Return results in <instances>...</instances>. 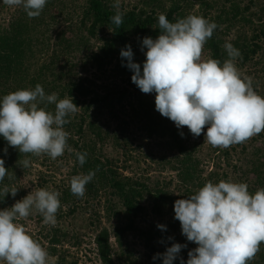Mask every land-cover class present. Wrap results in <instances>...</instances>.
<instances>
[{"label":"clouds","instance_id":"1","mask_svg":"<svg viewBox=\"0 0 264 264\" xmlns=\"http://www.w3.org/2000/svg\"><path fill=\"white\" fill-rule=\"evenodd\" d=\"M10 8H22L28 18L41 15L47 0H3ZM117 9L111 18L119 28L124 13L119 11L120 0L112 5ZM160 34L157 38H142L141 50L145 61L134 62L130 45L120 50L131 72V81L144 94L155 93V110L171 120L177 129L187 127L192 136L202 134L213 148L228 149L247 143L264 132V97L253 87V78L241 73L237 61L240 51L226 42L228 59H204L207 41L219 27L202 15L189 14L170 22L165 14L158 16ZM43 105V107H41ZM54 105V111L48 106ZM81 107L68 96L46 94L37 84L34 89L16 90L0 100V136L7 144L25 155L19 161L28 168V156L47 155L52 160L73 151L69 147L70 133L64 125L70 123ZM206 129V131H205ZM183 137V132H180ZM7 155V148L4 149ZM82 166L87 153L75 152ZM16 177L0 158V182ZM95 171L74 175L70 191L83 198L86 185ZM18 188L0 189L3 196L17 195ZM60 192L39 188L30 191L10 208L0 210V261L4 264H55L47 249L27 233L20 220L39 214L43 223L54 227L61 208ZM174 218L179 221L181 234L196 244L188 251L186 264H250L264 244V188L254 193L244 182L208 181L195 194L177 199L173 205ZM165 230L164 225H157ZM171 239V237H169ZM185 244L172 243L163 253H157L162 264H173ZM181 264L185 261L181 259Z\"/></svg>","mask_w":264,"mask_h":264},{"label":"rangeland","instance_id":"2","mask_svg":"<svg viewBox=\"0 0 264 264\" xmlns=\"http://www.w3.org/2000/svg\"><path fill=\"white\" fill-rule=\"evenodd\" d=\"M107 1L111 5L115 2V0ZM85 2L86 0H47L41 15L30 19L22 8H10L3 3V0H0V27L8 30L16 21L25 24V29L30 31L34 51L33 55L24 61V65L28 67L27 72L19 73L14 83L12 80L6 82L2 78L0 91L7 90L10 93L12 89L21 90L27 86L32 89L28 79L37 77L41 70L43 71L42 81L56 80L60 87L69 80L87 77L99 85L100 88L96 90L100 95L105 94L104 87L110 90L127 87L115 77L112 69L98 71L88 60L90 54L98 50L102 44L100 35L106 33L99 32L100 35L94 37L87 34L86 30L78 29ZM173 3H179L183 17L189 14L202 15L211 22L219 15L220 9L229 11L230 5L236 4L243 12L242 15L251 18L252 23L248 24L241 20L242 15L237 18L231 15L228 19H224L222 24L217 23L219 27L215 31L224 43L245 37L247 45L251 48L254 47L251 45L256 44L262 47L247 61L238 60L237 67L242 74L253 78L254 90L264 97V34L254 38L252 30L253 27L257 28L262 23V18L264 19V0H157L155 5L161 6V8H155L157 15L165 14ZM135 6L138 9L143 7L148 13L154 9L152 5L145 6L143 0H120L118 10L125 12ZM57 35H60L64 41L70 40L71 47L63 50L62 44L56 38ZM138 39L139 35H136L131 40ZM133 44L136 45V43ZM146 50H140L137 57L141 58V66L145 61ZM209 57L210 51L205 45L203 58ZM60 74H62L61 78L58 79L56 76ZM144 95L149 100L155 101V93ZM126 101L123 100L122 105L115 101L113 111L106 106L97 112L94 110V114L93 110L89 111L91 114L88 113L90 117H86V122L94 118L100 127L96 151L100 152L103 162L110 161L106 164L108 170L136 179L152 191L156 189L166 191L178 199L186 187H183L178 175L180 155L177 149L174 148L170 138L149 136L144 128L146 121L134 113L129 104L124 103ZM155 112L160 115L158 111L155 110ZM181 130L185 133L188 129L183 127ZM73 139L80 141L76 135ZM184 141L188 142L192 164L196 169L193 191H198L208 181L219 183L221 180L244 182L248 184L249 189L260 188L256 182V174L262 172L256 170L255 166L261 164V157L264 158V132L245 144L234 145L228 149L213 148L207 143L206 138L204 139L203 134L195 138L185 137ZM82 143L80 142L81 146ZM71 149L74 153L77 151L74 148ZM64 156L65 153L56 160H52L47 155H42L37 157V160H32L28 168L17 167L18 174L13 180L12 187H19L24 194L18 195L17 192L15 197L11 196L5 208H10L30 191L39 188L60 192V188L68 179V170L72 167L74 160V156L66 158ZM210 173L213 175L211 178ZM96 189L98 192L93 195L85 192L84 197L78 201L74 214L68 215V207L64 205L66 212L62 214V217H56L57 223L54 227L45 225L43 217L39 214L30 215L26 220L18 222L23 224L27 233L45 248L55 229L60 228L67 233V236L58 244L59 246H56L58 253L50 255L54 262L62 258L61 264H129V259H134L135 264H162V259L157 257L153 260V256L163 253L172 243L187 245L181 249L179 258L173 261V264H181L183 259L186 264L188 251L197 245L193 247L192 242L180 238L179 233L170 229L169 224L173 223L174 216L169 204L163 205V213L158 215L152 211L151 197L145 193L141 201L144 211L136 219V229L123 233V246H121L113 235L114 228L127 221L121 200L116 194L111 193L107 186L96 187ZM0 210H3L1 204ZM157 225H164L165 229H170L171 239L162 243L159 238H156L147 244L141 232L152 227L158 228ZM104 229L109 233L111 263L102 261L98 252L96 236ZM71 236L73 237L70 238ZM0 264L4 262L0 261Z\"/></svg>","mask_w":264,"mask_h":264},{"label":"trees","instance_id":"3","mask_svg":"<svg viewBox=\"0 0 264 264\" xmlns=\"http://www.w3.org/2000/svg\"><path fill=\"white\" fill-rule=\"evenodd\" d=\"M156 1L157 0H143L145 6L147 4L153 6L154 9H152L151 13H148L143 7L138 9L137 6L125 12L121 11L124 13V16L123 24L119 28L112 23L111 19L116 14L117 10L113 8L107 0H86L85 5L82 8L78 29L81 28L86 30L87 34L94 37L98 34L100 35L99 32L106 33L105 35L104 33L100 35L102 44L98 47V50L93 51L90 54L88 60L98 71L103 72L108 68L112 69L115 77L119 78V80L127 85V87L116 90L102 87L105 89V94L100 95L96 90L97 88H100L99 85L96 84L94 80L88 79L87 77H79L77 79L69 80L63 87H60L59 83L55 82L56 80L52 82H46V80L42 81V70L37 77H30L28 79L29 85L32 86V89H34L37 84H40L46 94H52L55 92L58 94V99L70 96L73 98V103L81 107L80 111L74 117L70 118V123L64 125V129L70 133L68 139L69 147L76 149V152H86V162L81 166L77 162L73 151H65L64 157L74 156V160L72 167L68 170V179L63 187L60 188L61 195L59 199L61 202V208L57 212L56 217H62V214L66 212L64 205L68 207V215L74 214L77 210L80 198L73 195L70 191L71 178L74 175L87 174L89 171H95V177L86 185V193L88 195H93L98 192L96 187L107 186L108 189L111 190V193L116 194L120 198L127 221L121 226L117 225L114 228L113 235L115 240L121 246H123V233L125 231H133L136 229V219L144 211V206L141 201L145 193L149 194L151 197L152 211L158 215L163 213L162 206L169 204L174 216L173 205L177 200V197H173L166 191L159 189L152 191V189H149L144 183H140L136 179L108 170L106 164L108 162L110 163V161L108 160L106 163L105 161L103 162L100 157V152L96 151V145L98 142L97 138L100 137V127H98V122L94 120V118L86 122V117L89 116L88 113L90 110H93L94 114V110L97 112L100 108L106 106L113 111L112 109L114 108L115 101H118L122 105L123 100H127L124 103H128L130 109L146 121L144 128L149 136L156 135L162 138H170L174 148L177 149V152L180 155V159H178L180 160L178 175L180 181L183 183V187H186L184 193L179 198L186 199L188 196L197 192L192 190V185L195 183L194 180L196 179V169L192 164L191 153L187 146L188 142L185 143L184 141L185 137L192 136V134L189 130L184 133L181 129H177L171 120L155 112V101L149 100V98L146 97V95H144L134 83H132V72L127 67L123 66L127 62L120 57V50L126 45H130L134 53V62L141 65V58L137 57L139 56L142 47V38L151 37L155 39L160 34L158 27L159 15H157L155 8H161V6L159 4L155 5ZM230 7L229 11L220 9L219 15H217L216 19L211 22L222 24L225 21L224 19H228L231 15V17L234 18L242 15L243 12L238 5L231 4ZM247 9L248 8L246 7V10ZM180 10L181 7L179 3H173L167 12H165V15L170 22H176L178 19L184 18ZM241 20L248 24L252 23L251 18L246 17L244 14L242 15ZM263 20L264 19L262 18V23L257 28H252L254 31V38H258L264 34ZM25 27L26 25L21 24L20 21L12 23L8 30L0 27V85L2 84V78H4L6 82L12 80L14 83L16 82L15 78L19 73H22L23 71L25 73L27 72L28 67L24 65V61L32 56L34 51L31 45L32 37H30V31H28V29L26 30ZM136 35H139V39L132 41L131 39ZM56 38L58 42L62 44L61 47L63 50L71 47L70 40H62L60 35H57ZM62 42H64V44ZM133 43H136V45ZM230 43L240 51L242 55L241 61H247L259 48L262 49V47L256 43V45H251L254 46L252 48L248 46L245 37L233 40ZM224 44V41L219 37L217 32L214 31L213 36L206 43V46L210 51L209 58L218 59L221 63L228 59L227 52L223 47ZM143 50H146V48ZM61 75L62 74L56 77L60 79ZM24 89H29V87H24ZM0 90L2 89L0 88ZM14 91H16V89H12V92ZM8 93L9 91L7 90L0 91V100H2L3 96ZM41 107H43V105H41ZM48 110L54 111V105H49ZM180 132H183V137L180 135ZM75 135L80 138V141H75L73 139V136ZM80 142L82 143V146L80 145ZM5 148H7V155L4 154ZM0 158L4 159L5 167L8 169L9 173L14 171V175L16 176L18 174L16 168L21 167L19 161L26 157L24 154H20L17 149L9 146L7 141L0 136ZM27 158L30 159L31 162L32 160H37L36 156H28ZM260 162L261 164L259 166H255L256 170L262 172L258 175L256 174V182L260 188H264V158L261 157ZM211 177H213L212 173H210V178ZM12 184L13 180L9 181L6 177L3 182H0V189H3L6 185L12 187ZM256 190L257 189L253 188L249 189L251 193H254ZM17 192L19 193L18 195L24 194L22 193L23 190L20 188ZM10 197V194L4 197L2 192H0V204L2 209L5 208L7 203H9ZM169 227L171 230L179 233L180 238H183L184 240L186 239V237L181 234L179 221L174 217L173 223L170 222ZM169 230H160L158 228L153 229L152 227V229L141 233L147 244H150V242L156 238H159L162 243H166L170 237ZM65 236H67V233L60 228L53 231V236L48 239L46 247L49 255H55L58 253L56 246H59L58 244L61 243V240L65 238ZM46 237L47 236H45V238ZM72 237L73 236L70 238ZM108 239L109 233L105 229L99 232L96 236L98 252L102 261L105 263H111L110 244ZM192 246L194 247L195 244L192 243ZM130 254L132 256V253ZM62 261L63 259L59 258L55 264H61ZM129 264H135L134 259H129ZM250 264H264V244L261 245L257 258L250 262Z\"/></svg>","mask_w":264,"mask_h":264}]
</instances>
